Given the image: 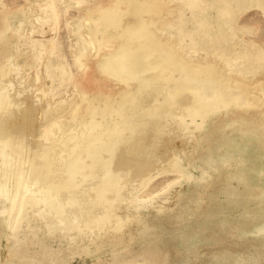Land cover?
Returning a JSON list of instances; mask_svg holds the SVG:
<instances>
[{
	"label": "rangeland",
	"instance_id": "1",
	"mask_svg": "<svg viewBox=\"0 0 264 264\" xmlns=\"http://www.w3.org/2000/svg\"><path fill=\"white\" fill-rule=\"evenodd\" d=\"M114 1L0 0V61L19 68L20 82L40 84L41 96L47 93L43 101L69 99L78 77L75 54L87 44L93 51L94 35L104 27L94 19L102 5ZM160 1L159 20L151 24L160 29L158 35L188 60L207 56V63L228 70L217 53L208 51L218 20L200 38L191 30L194 11L187 0ZM121 15L123 24L132 12ZM211 16L216 19L214 10ZM232 17V29L223 26L225 33L216 41L221 44L228 37L245 50L230 76L242 77L243 84L246 79L251 85L246 93L259 98L252 106L222 105L210 113L186 147L182 163L189 175L155 168L153 178L135 195L115 202L113 216L91 226L62 221L45 203L26 207L18 223L11 222L0 198V264H264V0H240ZM183 28L188 32L181 35ZM109 30L115 34L114 26ZM125 36L108 39L110 47L91 60L99 77L107 72L104 61ZM49 61L61 67L47 73ZM237 67L254 70L240 73L234 71ZM115 82L95 79L99 89L89 94L118 91ZM13 83L12 93L19 89L17 79ZM192 100L185 94L180 102ZM181 137L167 144L164 156L182 147ZM3 165L0 160V182L10 185ZM37 187L31 185L32 190Z\"/></svg>",
	"mask_w": 264,
	"mask_h": 264
},
{
	"label": "bare ground",
	"instance_id": "2",
	"mask_svg": "<svg viewBox=\"0 0 264 264\" xmlns=\"http://www.w3.org/2000/svg\"><path fill=\"white\" fill-rule=\"evenodd\" d=\"M239 1L187 0L194 11L191 30L200 38L218 20L212 36L215 42L208 45V51L217 53L228 70L207 63V56L190 61L176 52L170 40L158 35L160 29L151 24L159 20L160 0H116L100 7L94 22L104 27L94 35L92 52L87 44L75 54L78 77L69 99L43 101L47 93L41 96L40 84L20 82L19 68L0 61V160L5 181L10 183L0 182V198L6 203L1 209L8 220L18 223L26 207L45 203L58 219L73 226H91L113 216L115 202L135 195L138 187L153 178L155 168H171L188 176L182 163L186 147L194 143L210 113L222 105L252 106L259 98L246 93L251 86L246 79L244 86L242 77L230 76L245 50L235 47L228 37V42L216 41L218 34L225 33L223 26L232 29V11ZM124 11H131L132 16L122 24ZM163 20L168 22V18ZM110 26L115 27V34ZM186 31L183 28L179 34ZM114 36L125 37L104 61L107 72L99 77L91 60L110 47L108 39ZM54 67L61 64L49 61L46 72ZM253 70L237 67L234 71ZM66 75L72 78L69 72ZM99 78H113L118 91L90 95L89 91L99 89L94 84ZM15 79L19 89L12 93ZM185 94L193 100L183 105L180 99ZM181 136H185L179 141L182 147L171 153L168 148L164 156L167 144ZM160 141L165 145L156 146ZM32 184L38 185L36 190ZM18 257L23 260L24 255Z\"/></svg>",
	"mask_w": 264,
	"mask_h": 264
}]
</instances>
